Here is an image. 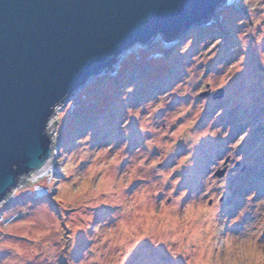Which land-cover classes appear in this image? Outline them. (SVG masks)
Here are the masks:
<instances>
[{"label": "rangeland", "instance_id": "obj_1", "mask_svg": "<svg viewBox=\"0 0 264 264\" xmlns=\"http://www.w3.org/2000/svg\"><path fill=\"white\" fill-rule=\"evenodd\" d=\"M205 23L55 108L50 164L0 202V264H264V0Z\"/></svg>", "mask_w": 264, "mask_h": 264}, {"label": "water", "instance_id": "obj_2", "mask_svg": "<svg viewBox=\"0 0 264 264\" xmlns=\"http://www.w3.org/2000/svg\"><path fill=\"white\" fill-rule=\"evenodd\" d=\"M222 3L0 0V202L22 176L40 174L50 164L47 127L57 106L90 78L113 71L118 57L134 45H147L156 36L175 43L210 22ZM222 95L219 90L212 98Z\"/></svg>", "mask_w": 264, "mask_h": 264}, {"label": "bare ground", "instance_id": "obj_3", "mask_svg": "<svg viewBox=\"0 0 264 264\" xmlns=\"http://www.w3.org/2000/svg\"><path fill=\"white\" fill-rule=\"evenodd\" d=\"M230 2L232 1V0H229ZM40 175V174H39ZM129 228V227H128ZM120 246V245H119Z\"/></svg>", "mask_w": 264, "mask_h": 264}, {"label": "built area", "instance_id": "obj_4", "mask_svg": "<svg viewBox=\"0 0 264 264\" xmlns=\"http://www.w3.org/2000/svg\"><path fill=\"white\" fill-rule=\"evenodd\" d=\"M211 22V21H210Z\"/></svg>", "mask_w": 264, "mask_h": 264}]
</instances>
